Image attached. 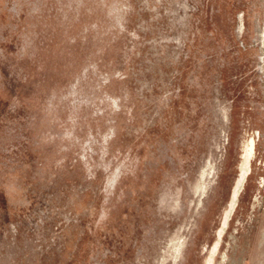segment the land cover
<instances>
[{
  "label": "rangeland",
  "instance_id": "obj_1",
  "mask_svg": "<svg viewBox=\"0 0 264 264\" xmlns=\"http://www.w3.org/2000/svg\"><path fill=\"white\" fill-rule=\"evenodd\" d=\"M118 263L264 264V0H0V264Z\"/></svg>",
  "mask_w": 264,
  "mask_h": 264
},
{
  "label": "bare ground",
  "instance_id": "obj_2",
  "mask_svg": "<svg viewBox=\"0 0 264 264\" xmlns=\"http://www.w3.org/2000/svg\"><path fill=\"white\" fill-rule=\"evenodd\" d=\"M159 117H155L154 119H153V121L152 122H150V123H148V125H150L148 128H147V130H146V132L147 131H152V130H155V129H158V127H160L161 129H162V127H161V124H160V122H159ZM161 148L159 147V146H157V145H154V148H153V156L154 157H157V155L158 156H161ZM251 158V154H250V152L248 151L246 154H245V156H244V161H243V164H242V166H241V173H240V177L238 178V180H237V182H236V186H235V188H234V194H237L238 193V191L241 189V186H242V183H243V179H244V177H245V175L248 173V170H247V164H248V162H249V159ZM149 166V165H148ZM146 169H143L142 170V172L143 173H146V172H148V169H147V166H144ZM151 178H153V177H151ZM144 192V191H143ZM145 193V192H144ZM140 194V195H139ZM136 196H137V198H138V200H140L139 202H140V205L142 206V203L144 202V201H146V199L144 198V195H143V193L142 192H140V193H137L136 194ZM139 196V197H138ZM152 199L150 198L148 201H149V203L152 205V203H153V201H151ZM172 199H171V197L169 196V195H166V196H164V199H163V201L161 202V204H162V210H161V212H157V213H154V214H152L151 215V217H150V223H154V224H157V225H160V223L162 224H164V222H166V225L164 226V229H165V231L166 232H168V231H170V229L172 228V226H173V223H174V221H173V219L170 217V218H168L170 215H168L169 213H165V214H163V208L164 209H166V208H168L170 205H171V203H172V201H171ZM142 202V203H141ZM148 216V215H147ZM146 217H144V216H142L141 215V213H140V215H137V216H134V217H132L131 218V220H130V222H132V225H134L135 226V230H134V233H133V238L134 239H137L138 237H139V228H141V227H143V224L145 223V221H146V219H145ZM162 218V219H161ZM139 225H141V227L139 226ZM127 227V226H126ZM133 229H134V227H133ZM165 233V232H164ZM164 233L162 232V234L161 235H159V234H157V235H155V241H157V243L159 242V239L162 237V236H164ZM131 237V236H130ZM132 237H131V239H132ZM139 245H143L144 246V244H142V243H140ZM133 246V244H132V242L129 244V246H128V248H126L125 250L127 251L128 249H130L131 247ZM118 264H121V263H118Z\"/></svg>",
  "mask_w": 264,
  "mask_h": 264
}]
</instances>
